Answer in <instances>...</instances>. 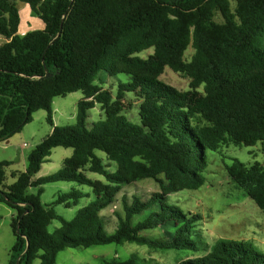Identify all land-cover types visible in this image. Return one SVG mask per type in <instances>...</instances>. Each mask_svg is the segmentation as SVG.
<instances>
[{"label":"trees","instance_id":"trees-1","mask_svg":"<svg viewBox=\"0 0 264 264\" xmlns=\"http://www.w3.org/2000/svg\"><path fill=\"white\" fill-rule=\"evenodd\" d=\"M17 1L43 22L42 30L18 34ZM236 2L232 11L229 0H0V36L8 40L0 45V143L39 110L47 112L52 127L29 153L26 171L12 174L13 184L5 183L10 163L0 162V203L17 212L11 264H56L65 249L108 244L203 251L177 264H264V251L249 242L219 239L209 245L197 230L201 217L169 199L204 185L208 152L260 143L264 154V0ZM216 13L223 22L215 21ZM150 49L152 54L140 56ZM167 67L190 80L187 90L161 80ZM46 69L51 77H45ZM102 71L130 75L131 81L112 93L95 83ZM77 91L84 97L76 122L55 126L53 100ZM128 94L139 102V123L125 114L133 106ZM96 106L105 116L89 128L88 111ZM58 147L73 153L57 173L34 179ZM87 172L104 180L90 179ZM227 172L264 213V165L235 159ZM145 180L154 181L158 191L148 198L123 197L117 226L108 232L101 212L124 186ZM61 181L89 186L95 195L71 220L41 201L43 185ZM31 187L36 194L26 193ZM84 196L62 194L56 204L71 207ZM54 220L61 226L50 233ZM158 230L159 237L144 235ZM102 264L145 263L133 254Z\"/></svg>","mask_w":264,"mask_h":264},{"label":"rangeland","instance_id":"rangeland-1","mask_svg":"<svg viewBox=\"0 0 264 264\" xmlns=\"http://www.w3.org/2000/svg\"><path fill=\"white\" fill-rule=\"evenodd\" d=\"M237 0H229L231 10L234 11ZM22 4L19 6L21 7ZM215 21L220 23L223 19L219 13L215 15ZM29 27V26H28ZM33 28V27H32ZM35 28V27H34ZM264 47V37L261 40ZM153 53V49L140 54L147 57ZM193 54L190 47L186 54L189 60ZM161 80L179 90H187L190 80L180 74L166 68ZM131 81V76L118 74L110 76L106 72H100L95 83L112 93L117 91L118 85L122 82ZM132 107L127 106L125 114L134 123H139L138 104L131 94L127 95ZM84 97L82 91L68 94L66 97H57L53 100V122L55 126H69L76 122L78 112V102ZM128 101V102H129ZM104 113L100 106L88 111L87 124L91 128L94 123L104 119ZM52 131L50 123L47 121V112L39 110L32 115V120L24 128L16 133L9 141L0 143V162H9L6 168L7 185L14 183L13 173L25 172L28 167L29 153ZM262 145L255 146H235L233 144L223 147L218 152H208V167L204 172V185L197 190H183L170 195L169 199L175 202L185 212L201 217L197 230L202 239L209 245L219 239L235 242H249L257 250L264 251V213L256 203L229 177L227 167L231 166L235 159H238L247 166L254 162L264 165V154L261 151ZM72 149L58 147L52 150L48 160L43 164L40 172L34 179L42 178L57 173L63 166L65 158L70 157ZM102 157L103 163L109 171L115 170V165L111 163L101 151H96ZM87 177L93 180H104L99 174L87 172ZM158 191V186L152 180L141 181L134 185L124 186L117 195L116 201L104 209L101 215L108 232H113L117 226L116 213L122 211V199L133 195H142L148 198L152 193ZM80 192L85 194L76 205L66 207L64 204H56L58 197L62 194ZM28 195L36 194L37 188L31 187L26 192ZM95 200V195L91 187L80 185L76 182H55L43 185L41 201L44 205L52 207L56 213L66 220L74 218L79 209L87 206ZM17 212L4 203H0V264H11L12 249L16 242L13 231V220ZM146 213L136 216L134 223L143 220ZM61 226L59 220H54L48 230L54 233ZM161 231H146L147 237H159ZM139 256L141 262L145 264H177L179 261L202 255L203 251L192 253L187 251H162L149 249L146 246L136 244H108L93 246L87 249L68 248L60 251L56 264H102V260L119 258L128 259L131 255ZM34 264H39V260Z\"/></svg>","mask_w":264,"mask_h":264},{"label":"crops","instance_id":"crops-1","mask_svg":"<svg viewBox=\"0 0 264 264\" xmlns=\"http://www.w3.org/2000/svg\"><path fill=\"white\" fill-rule=\"evenodd\" d=\"M20 4H22L21 7L19 6ZM17 6L19 8L21 17V22L18 30L19 35H24L27 32L33 30H42L44 28L43 22L32 12L27 4L17 1ZM6 42H8V40L0 36V45Z\"/></svg>","mask_w":264,"mask_h":264},{"label":"water","instance_id":"water-1","mask_svg":"<svg viewBox=\"0 0 264 264\" xmlns=\"http://www.w3.org/2000/svg\"><path fill=\"white\" fill-rule=\"evenodd\" d=\"M60 35V33L58 34V36ZM52 76V74H50V73H48V71H47V69H46V78H48V77H51ZM19 263V259H18V261H17V263L16 264H18Z\"/></svg>","mask_w":264,"mask_h":264}]
</instances>
